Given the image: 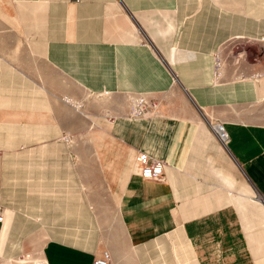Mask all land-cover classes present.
<instances>
[{
    "label": "crops",
    "instance_id": "1",
    "mask_svg": "<svg viewBox=\"0 0 264 264\" xmlns=\"http://www.w3.org/2000/svg\"><path fill=\"white\" fill-rule=\"evenodd\" d=\"M193 1L202 7L180 24L190 0H0V19L18 34L21 22L36 55L101 94L173 87L152 50L135 44L133 25L144 23L160 43H178L166 53L192 105L91 129L90 151L127 239L112 249L102 227L110 213L96 211L61 129L47 122L44 85L0 58V246L21 247L39 230L45 264H93L105 249L111 264H264V65L218 83L211 74L222 40H264V17L248 14L251 0ZM209 120L225 124L227 149ZM140 152L165 162L162 180L138 173Z\"/></svg>",
    "mask_w": 264,
    "mask_h": 264
},
{
    "label": "rangeland",
    "instance_id": "2",
    "mask_svg": "<svg viewBox=\"0 0 264 264\" xmlns=\"http://www.w3.org/2000/svg\"><path fill=\"white\" fill-rule=\"evenodd\" d=\"M183 4L185 8L186 3ZM202 5L200 1L190 0L186 9L178 11L179 23H182L180 20H189L195 16ZM15 6L13 3L14 10ZM227 8L223 9L228 11ZM225 11L222 13L225 14ZM15 13L17 14V12ZM219 13L221 14V11ZM248 14L264 17V0H251ZM185 23L187 25L188 22ZM19 24L22 34L17 33L14 25L0 19V58L8 59L14 65L24 69L30 79L44 85L50 101L47 106L49 111L45 113H50L54 117V120L51 119L47 122L54 123L61 129L60 141L69 145L74 160L81 170L83 185L90 195L96 211L105 208L110 213L111 222H102L104 237L110 242L112 249L115 243L117 246H126L127 239L123 228L120 226L115 211L108 204L110 203L109 187L94 152L90 151L89 145L92 142L90 131L92 128L95 129L100 122L111 124L116 117L121 115L152 117L163 111H168L174 106H178L179 110H185L187 105L192 106L191 101L185 98L187 94L180 85L177 72L173 68L171 69V57L166 53L171 44L175 48L178 43L169 41L162 44L144 23L140 24L141 27L135 23L133 27L137 33L136 37H138L135 44L146 46L149 51L152 50L162 68L166 69L172 77L173 87L169 91L111 90L109 93L101 94L75 81L59 69L48 56L36 55L31 40L23 33L21 22ZM177 28L182 31L184 27L177 24ZM19 40H21L20 43ZM110 41L115 42V40ZM211 58L215 69L214 72L211 69L212 76L215 75L214 83L223 80L227 75H234L233 78L240 79L244 76L243 69L245 67L253 66L255 68L264 65V40L248 36L244 38L233 36L224 39L215 47ZM233 69L235 71H232ZM66 96L74 98L75 104L66 102ZM216 122L223 123L221 120L208 121L213 134L212 125ZM256 196H259L258 193ZM258 198L262 202L264 201V198L260 196ZM262 204L264 205V202ZM0 207L4 211V207L1 205ZM113 233L117 234L121 242L115 241ZM19 238L18 235L14 240L21 241ZM45 238L44 233L39 230L30 231L22 238L21 247L17 248L5 247L6 240L5 244L0 246V264H35V260L42 259L40 253ZM11 241L9 243H13ZM28 254L32 255L31 260L25 258Z\"/></svg>",
    "mask_w": 264,
    "mask_h": 264
},
{
    "label": "built area",
    "instance_id": "3",
    "mask_svg": "<svg viewBox=\"0 0 264 264\" xmlns=\"http://www.w3.org/2000/svg\"><path fill=\"white\" fill-rule=\"evenodd\" d=\"M213 132L220 144L228 148L230 135L221 122H216L212 125ZM165 162L156 157H152L145 152H140L137 155L138 173L146 178L153 180H162L164 175ZM264 202V201H263ZM4 221V212L0 207V224ZM112 255L108 249H105L102 254L94 259L93 264H111Z\"/></svg>",
    "mask_w": 264,
    "mask_h": 264
},
{
    "label": "bare ground",
    "instance_id": "4",
    "mask_svg": "<svg viewBox=\"0 0 264 264\" xmlns=\"http://www.w3.org/2000/svg\"><path fill=\"white\" fill-rule=\"evenodd\" d=\"M263 9V8H262ZM261 9V10H262ZM227 149V148H226ZM139 154V153H138ZM135 169L138 171V167H137V159H136V163H135ZM31 257L32 255L31 254H28L25 256L26 259H29L31 260ZM28 261V260H27ZM35 264H45V260L44 259H41V260H35Z\"/></svg>",
    "mask_w": 264,
    "mask_h": 264
}]
</instances>
